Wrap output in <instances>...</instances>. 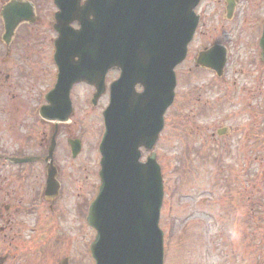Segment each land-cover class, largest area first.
Returning a JSON list of instances; mask_svg holds the SVG:
<instances>
[{"label": "rangeland", "instance_id": "1", "mask_svg": "<svg viewBox=\"0 0 264 264\" xmlns=\"http://www.w3.org/2000/svg\"><path fill=\"white\" fill-rule=\"evenodd\" d=\"M229 1L202 0L197 7L200 24L178 69L175 101L155 147L165 191L164 264H264V61L258 43L264 0H233L230 14ZM20 32L9 69L0 68L11 73L0 82V149L10 148L12 138L28 141L31 109L52 84L51 72L57 74L54 47L44 45L36 29ZM215 43L227 48L221 77L196 64L198 53ZM93 93L83 83L72 91L74 111L63 124L58 150V162L73 175L71 207L60 225L70 238L47 246L41 264H95L90 246L96 231L77 206L82 197L90 204L100 185L99 144L109 95L94 105ZM7 109L16 120L8 114L12 134L5 132ZM67 138L82 141L76 160Z\"/></svg>", "mask_w": 264, "mask_h": 264}, {"label": "water", "instance_id": "2", "mask_svg": "<svg viewBox=\"0 0 264 264\" xmlns=\"http://www.w3.org/2000/svg\"><path fill=\"white\" fill-rule=\"evenodd\" d=\"M200 0H69L59 17L75 15L80 28H58L55 59L60 69L55 101L68 100L70 89L86 80L98 84L106 73L122 69L111 85L105 111L106 132L100 150L101 186L90 207L89 224L97 230L91 245L96 264H164V232L160 214L164 199L156 152L141 162V147L153 149L164 127V114L175 96V67L187 55L199 24ZM20 15V14H18ZM22 15L9 26L16 28ZM264 50V33L261 39ZM224 49L201 52L199 62L225 65ZM144 90L137 92L136 84ZM61 110V108H60ZM60 120L57 119V122ZM76 155L79 140L72 141ZM52 152V151H51Z\"/></svg>", "mask_w": 264, "mask_h": 264}, {"label": "flooded vegetation", "instance_id": "3", "mask_svg": "<svg viewBox=\"0 0 264 264\" xmlns=\"http://www.w3.org/2000/svg\"><path fill=\"white\" fill-rule=\"evenodd\" d=\"M83 2L84 0L81 3ZM230 4H232L231 0L228 6ZM17 9L22 11L24 18L10 33L7 28L18 18L15 13ZM59 9L56 0H4L0 7V49L2 51L0 68L9 69L18 33H23L20 32L21 28L24 31L36 29L40 36H43V44L53 46L54 51L58 28L64 30L79 28L78 21H73L75 19L73 14L57 18ZM190 48L191 45L189 52ZM182 64L177 67V72ZM197 67L215 73L212 68L198 65ZM51 74L53 75L52 84L38 95L37 104L31 109L30 118L33 121L25 136L28 141L12 138L13 141L8 144L10 148L8 146V149H0V264H41L44 252L48 251L47 246L70 238L66 231L61 230L60 225L65 220L66 207H71L69 205L71 194L68 191L72 190L73 175L68 168L62 167L61 162H58V150L60 149L59 136L64 134L66 128L63 124L69 123L74 111L72 91L81 83H76L71 88L69 99L73 104L72 112L66 121H62L59 116L63 111L58 112L53 107L52 101L48 102L46 95L54 88L57 81L54 72ZM121 74L122 69L118 66L108 72L103 96L109 95V76L113 75L111 82H118ZM3 79L4 82L9 81L11 73L0 70V82ZM83 84L94 90L92 104L97 101L96 105L100 99L96 95L97 85L88 82ZM136 89L140 91L142 87L137 84ZM9 113L13 122H16L14 113L7 109L5 132L9 131L12 134L14 131L11 130H14L15 126L10 120ZM57 118L60 119L59 122ZM8 137L9 135L6 136ZM72 140L67 138V147L70 156L76 160L79 155L74 156L72 153ZM33 141L35 145L32 144ZM33 146L37 152H31ZM83 186L82 184V190L85 188ZM80 197L79 193L78 198ZM77 206L87 224L88 198L83 200L82 197Z\"/></svg>", "mask_w": 264, "mask_h": 264}]
</instances>
